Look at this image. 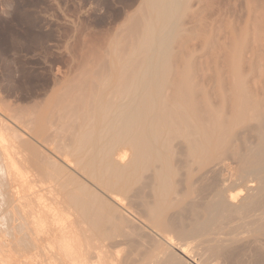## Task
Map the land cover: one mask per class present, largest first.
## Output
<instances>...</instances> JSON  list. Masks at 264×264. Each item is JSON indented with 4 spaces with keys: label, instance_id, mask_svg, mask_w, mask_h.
Segmentation results:
<instances>
[{
    "label": "bare ground",
    "instance_id": "1",
    "mask_svg": "<svg viewBox=\"0 0 264 264\" xmlns=\"http://www.w3.org/2000/svg\"><path fill=\"white\" fill-rule=\"evenodd\" d=\"M206 6L139 0L0 114V264H264V10L223 33Z\"/></svg>",
    "mask_w": 264,
    "mask_h": 264
},
{
    "label": "rangeland",
    "instance_id": "2",
    "mask_svg": "<svg viewBox=\"0 0 264 264\" xmlns=\"http://www.w3.org/2000/svg\"><path fill=\"white\" fill-rule=\"evenodd\" d=\"M138 2L0 0V114L8 119L19 117L18 114L23 117L31 106L45 101L55 82L74 73L75 62L87 49L86 43L89 47L92 39H101L98 36L103 37L109 29L112 32ZM204 2L207 14L214 13L221 21L217 25L223 33L233 29L239 34L256 11L264 10V0ZM16 126L21 128L17 123ZM1 221L0 251L15 252L12 243L18 238L13 237L11 223ZM17 249L20 258L34 257L26 248Z\"/></svg>",
    "mask_w": 264,
    "mask_h": 264
}]
</instances>
